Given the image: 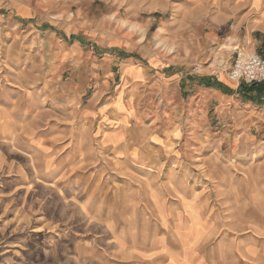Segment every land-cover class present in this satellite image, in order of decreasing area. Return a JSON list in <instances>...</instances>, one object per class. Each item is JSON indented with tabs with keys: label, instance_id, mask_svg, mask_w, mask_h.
I'll list each match as a JSON object with an SVG mask.
<instances>
[{
	"label": "rangeland",
	"instance_id": "1",
	"mask_svg": "<svg viewBox=\"0 0 264 264\" xmlns=\"http://www.w3.org/2000/svg\"><path fill=\"white\" fill-rule=\"evenodd\" d=\"M228 2L0 0V264H248L264 248V129L210 126L120 68L231 82L236 45L210 38Z\"/></svg>",
	"mask_w": 264,
	"mask_h": 264
},
{
	"label": "crops",
	"instance_id": "2",
	"mask_svg": "<svg viewBox=\"0 0 264 264\" xmlns=\"http://www.w3.org/2000/svg\"><path fill=\"white\" fill-rule=\"evenodd\" d=\"M212 20L215 26L210 33L212 38L210 40L215 42L216 39H223L224 42L236 45L232 51L235 56L244 48L264 43V0H233L225 3L214 13ZM229 22L231 27L225 31L223 27ZM148 64L141 58L120 57L123 81H130L133 84L152 82V86L172 88L178 96V105L182 108L185 107L184 99L187 97L193 110L206 109L210 126H230L237 117H240L245 127L264 129V83L230 82L225 75L220 77L217 70L212 68L195 73L189 68L182 67L180 63H160L156 58ZM121 121L123 122L124 118ZM114 139L116 138L112 140ZM134 154L143 160L151 158L142 147L135 146ZM254 250L257 252L244 250V255L248 257H244V261L248 264H257L256 258L262 255L264 264V248Z\"/></svg>",
	"mask_w": 264,
	"mask_h": 264
},
{
	"label": "built area",
	"instance_id": "3",
	"mask_svg": "<svg viewBox=\"0 0 264 264\" xmlns=\"http://www.w3.org/2000/svg\"><path fill=\"white\" fill-rule=\"evenodd\" d=\"M238 52L233 59L227 76L230 80L246 84L264 82V57L256 51Z\"/></svg>",
	"mask_w": 264,
	"mask_h": 264
},
{
	"label": "bare ground",
	"instance_id": "4",
	"mask_svg": "<svg viewBox=\"0 0 264 264\" xmlns=\"http://www.w3.org/2000/svg\"><path fill=\"white\" fill-rule=\"evenodd\" d=\"M132 27V26H131ZM138 28V27H137ZM164 30V28L163 27H160V28H158V34H161L162 33V31Z\"/></svg>",
	"mask_w": 264,
	"mask_h": 264
}]
</instances>
